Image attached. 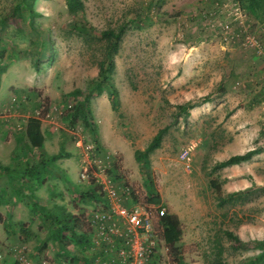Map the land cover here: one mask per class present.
Instances as JSON below:
<instances>
[{"label": "rangeland", "instance_id": "374dc122", "mask_svg": "<svg viewBox=\"0 0 264 264\" xmlns=\"http://www.w3.org/2000/svg\"><path fill=\"white\" fill-rule=\"evenodd\" d=\"M81 1L77 18L93 28L94 37L71 28L64 0H0V165L18 159L34 164L45 155L62 154L41 170L43 180L53 178L46 184L57 189L50 199H33L31 178L11 185L0 177V264H19L20 255L28 264L41 259L84 264L91 256L79 235L88 232L87 213L103 198L81 197L92 187L101 195L94 178L77 181L83 160L118 191L122 179L128 182L140 203L157 195L164 213L178 218L176 251L161 245L151 264H177L176 255L180 264H250L257 242L264 240V117H257L258 110H251L256 105L249 109L243 101L247 94L231 84L252 70V64H241L240 49L249 48L252 58H245L251 62L264 61V0ZM233 1L247 17L253 46L220 40L229 28L242 36L237 24L223 26ZM123 24L112 55L111 86L98 93L92 85L103 40L97 34ZM77 104L83 105L84 118H73ZM28 116L40 120L41 148L27 145ZM159 129V145L144 155ZM190 137H200L201 143L187 171L180 151ZM76 138L82 146L75 145ZM118 139L130 154L137 149L136 156L127 160L115 148ZM252 148L260 150L250 159L215 167ZM59 165L76 170L63 175ZM54 225L63 227L60 240L51 239ZM227 231L241 243L229 239Z\"/></svg>", "mask_w": 264, "mask_h": 264}, {"label": "built area", "instance_id": "2783aa9c", "mask_svg": "<svg viewBox=\"0 0 264 264\" xmlns=\"http://www.w3.org/2000/svg\"><path fill=\"white\" fill-rule=\"evenodd\" d=\"M228 23L237 24L242 36L234 34L230 28L225 29L220 40L229 45L239 41L243 47L253 46L254 41L247 30V17L236 1L230 2L226 15ZM219 21V20H217ZM212 21L211 25L221 26V22ZM257 25V21H252ZM264 24V23H263ZM259 25V24H258ZM244 32V33H243ZM24 98V96H22ZM11 102L17 103L16 96H11ZM19 128V125L17 124ZM76 146H82L79 138L75 139ZM201 143L200 137H190L180 151L183 168L189 170L195 149ZM91 153L95 152L92 145H87ZM106 158L109 155H105ZM94 178L99 192L105 197L106 203L94 207L87 213L88 244L91 250L98 253L91 259V264H147L158 256L162 245L159 219L164 215V207L160 204H144L131 196V186L122 179L120 191L103 172H91L86 161L83 160L79 168L78 179L88 182ZM52 261V260H51ZM19 264H28L23 255L18 256ZM40 264H54L41 259Z\"/></svg>", "mask_w": 264, "mask_h": 264}, {"label": "trees", "instance_id": "16d2710c", "mask_svg": "<svg viewBox=\"0 0 264 264\" xmlns=\"http://www.w3.org/2000/svg\"><path fill=\"white\" fill-rule=\"evenodd\" d=\"M65 1V7L67 10V13L72 16L70 19V25L71 28L79 33H86L87 36L94 37L91 32H93V28L84 20L78 19L77 16L79 13L82 12V1L81 0H64ZM125 27V24L119 25L116 28H107L104 30H101L97 34V38L100 40H103V57L100 61H98L97 64V81H95L92 85L93 89L97 91L98 93L101 90V87L103 85H109L111 86V73L113 70V59L112 55L116 52L118 47V42L120 40V35ZM89 90L92 91V88ZM97 93V94H98ZM114 102V100H113ZM115 105L114 103L111 104V108L114 109ZM74 117L76 118L78 116L84 115V108L82 104H77L74 108ZM84 118V117H83ZM82 118V119H83ZM163 129H159L151 138L145 149L142 151L144 155H146L149 151L156 148L159 145L161 135H162ZM23 134L26 138L27 145L31 148H41L42 142H43V135L40 131V120L38 117L35 116H28L26 117L24 128H23ZM260 148H252L248 149L242 153L232 154L229 155L227 158L219 161L216 163L215 167H225L229 165L239 164L242 161H246L250 159L254 154L258 153ZM139 151L135 149L133 151V154L136 156V153ZM62 154L60 152L45 155V159H39L37 163L29 164L28 162H25L24 164H21V171H18L20 164H14V165H0V177L6 176L9 178L10 182H12L11 185L14 183H19L23 180L30 179L37 181L36 178L40 177V180L44 179L43 172L41 170L47 166V160L54 161L60 157ZM44 156V155H43ZM39 176V177H38ZM39 180V181H40ZM30 182V180L28 181ZM212 182V180L210 181ZM215 191L219 192V187L217 185H214ZM12 191L10 193L15 194L13 192L14 188L11 189ZM95 189L91 188V190L86 191L83 193L84 198L92 199L95 195ZM17 192H19L17 190ZM14 196V195H13ZM30 198L33 197V194H28ZM6 198V197H5ZM11 195L7 196V200L9 201L11 199ZM159 197L157 195H154L153 197L148 198V202L151 203H158ZM69 219V218H68ZM67 219V223L69 220ZM1 222V220H0ZM160 222L162 224V237L164 240V243L166 245V248L169 252L173 253L176 251L175 243L179 240L180 237V228H179V221L178 218L173 214H166L162 215L160 217ZM58 224V221H57ZM54 231H52V237L54 239L60 240L61 236L59 233L62 231L61 226L54 225ZM226 236L229 239H232L234 242L241 243V241L234 236L231 232H225ZM256 247L258 248L257 254L248 259V262L250 264L258 263V264H264V240H260L257 242ZM175 261L177 264H180V258L176 255Z\"/></svg>", "mask_w": 264, "mask_h": 264}, {"label": "crops", "instance_id": "0c3cea01", "mask_svg": "<svg viewBox=\"0 0 264 264\" xmlns=\"http://www.w3.org/2000/svg\"><path fill=\"white\" fill-rule=\"evenodd\" d=\"M246 49H249V48H244V49H240L241 51H240V55H244L245 57H251V55H249V53L247 52V50ZM234 52H238V51H235L234 50ZM234 52H233V54H234ZM230 53H232V51H230ZM239 53V52H238ZM252 54V53H251ZM264 56V55H263ZM245 57H242V58H244V60L241 62V64H243V65H245V66H250L251 64V67H252V70H249L250 71V73L248 72V73H246V74H243L242 76H244V78H243V80H239V82H232V84H231V88H236L237 87V89H242L243 90V92L244 93H246L247 95L245 96V99L243 100V101H246V102H248L249 103V109H250V106L251 105H256V106H253L252 108H251V110L252 109H255V110H258L257 112H259V114L258 115H256L257 117H261V115H262V117H264V61H262V63L261 62H259V61H257V62H255V63H253V62H251V60H249V59H246ZM252 58V57H251ZM264 60V59H263ZM254 70V71H253ZM229 80H230V78H229ZM260 115V116H259ZM40 130H41V133H42V125L40 124ZM43 134V133H42ZM115 143V142H114ZM115 148L119 151V152H122V151H124V154L126 155V158H127V160H129V156L131 155H133V151H132V153L130 154V151L128 150V149H124V147H123V144L121 143V141H120V139H118V144L115 146ZM128 155V156H127ZM16 162V164H22V162H23V164L25 163L24 161H21V160H16L15 161ZM30 164V163H29ZM61 165H59V169H58V172L59 173H63V175H64V172L68 175V172L69 173H74L75 172V168H71V166L70 167H65V166H61ZM79 172V171H78ZM53 180V178H52V176L51 175H49L45 180H40V181H36V184H35V189L33 190V194H34V200L35 199H38L39 200V198L38 197H40L41 195H44V198L47 200V199H50V198H52V197H54V194H56V193H54L55 192V189H54V187H50L48 184H46V183H48V181L51 183V181L50 180ZM69 180H70V178H68ZM54 181H56V180H54ZM77 181L78 182H80L79 184H82V183H84V184H86V182H84V181H80L79 179H77ZM122 181V180H121ZM22 182V181H21ZM20 182V183H21ZM64 182H66V181H64ZM67 182H68V180H67ZM77 182V183H78ZM49 183V184H50ZM69 183V182H68ZM97 186V185H96ZM82 187V186H81ZM98 187V186H97ZM92 188H94V187H92ZM95 189V188H94ZM99 189V188H98ZM57 190V189H56ZM88 190H91V188H89V189H87L86 191H88ZM96 190V189H95ZM85 191V192H86ZM58 192V191H57ZM84 192V193H85ZM95 197L94 198H92V199H90V200H96L98 197H102L103 198V202L101 203V205H103L104 203H106V199H105V197L102 195H100V194H96V191H95ZM80 198V197H79ZM135 199V198H134ZM136 201H137V199H135ZM148 204H155V203H148ZM157 204V203H156ZM96 207H100V205H98V206H96ZM17 209H19V205H17ZM65 214H66V212H64ZM71 214H73V212L71 213ZM86 218H87V216H86ZM69 221H71V220H69ZM159 225H160V235H161V237H162V224H161V222H160V219H159ZM88 233V232H87ZM86 233V235H82V234H80L79 235V237H82L83 239H84V243H82L81 245H82V247H84V248H87L88 250H89V244H88V234ZM51 239L53 240L54 238L52 237V235H51ZM161 240H162V245H165V243H164V240H163V237L161 238ZM179 241V240H178ZM177 241V242H178ZM84 244V245H83ZM176 244V243H175ZM86 246V247H85ZM166 246V245H165ZM91 250V249H90ZM92 251V253H91V256L90 257H88L87 259H85V261H84V264H91V259L93 258V256L94 255H96L97 253H98V251L95 249V250H91ZM96 253V254H95ZM157 257V256H156ZM156 257H154L153 259H151L147 264H151L152 262H153V260L156 258ZM73 264H75V263H73Z\"/></svg>", "mask_w": 264, "mask_h": 264}]
</instances>
